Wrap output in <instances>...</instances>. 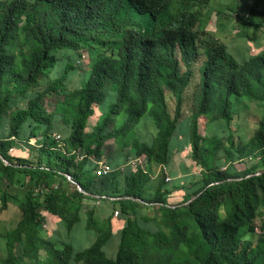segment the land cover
<instances>
[{"label":"trees","instance_id":"16d2710c","mask_svg":"<svg viewBox=\"0 0 264 264\" xmlns=\"http://www.w3.org/2000/svg\"><path fill=\"white\" fill-rule=\"evenodd\" d=\"M252 3L0 0V210L20 211L0 264H264V51L246 50L264 49V0ZM244 100L260 111L250 137L234 130ZM188 146L199 174L167 180ZM82 221L88 247L55 237Z\"/></svg>","mask_w":264,"mask_h":264},{"label":"rangeland","instance_id":"374dc122","mask_svg":"<svg viewBox=\"0 0 264 264\" xmlns=\"http://www.w3.org/2000/svg\"><path fill=\"white\" fill-rule=\"evenodd\" d=\"M242 2H244V4H246L248 6H251L253 4L252 0H242ZM216 19H217V17H216V15H214L212 18V21L207 26L208 29H212V30L217 29ZM237 33H238V29L237 30L234 29L233 31H231V34H229L228 37H231L232 39H234L236 37ZM246 50L248 51V53L257 52V51H261V50L264 51V49H254L251 43H248ZM87 58L88 57L86 56V58H85L86 61H88ZM168 101L170 103L171 109L174 110L175 109V99L170 94H168ZM191 105H192L191 101L187 102L185 105V110L190 108ZM235 109H236V111H235V115H234V119H235L234 120V123H235L234 130L237 133H243L247 137L252 136L254 134L255 129H256L255 122L258 121L259 117H260V114H259L260 111H259L257 104L255 102L244 100V101L239 102ZM185 113H186V111H185ZM98 115H99V111H96V114L93 115L90 119V125H92L93 123L96 122ZM200 130L203 133H206V131H207L206 126L204 125L203 121H201ZM59 134H60V131L54 133L56 138H59L58 137ZM180 135H181V137H183L182 133H180ZM34 140L35 139H33L32 141H34ZM24 146H26V144H24ZM20 150L19 151L14 150L13 153L15 154V151H16V153L21 154L22 151H20ZM115 150H116L115 149V143L113 141H110L104 145V149H103L104 153H108L109 151L113 152ZM23 151H26V150H23ZM128 151H130V148L127 147L125 149V153H127ZM190 151H191V147L188 146L183 152L177 151L175 153V156L173 159V166H172V170L174 171V174H172L171 172L169 173L171 179H173V178H175V176H177V177H180L182 180H184L189 176L193 177V175L199 174L200 168L196 165L194 160L189 156ZM142 161H144V159H142ZM251 161L250 160L249 161L237 160L234 164L238 169H244L251 164ZM189 179H191V178H187V180H189ZM179 199H181V197H179V196L178 197H171L170 201L176 202V201H179ZM86 204L87 205L96 204L97 205V215H99L102 219L106 218L107 215L112 211L111 208H108V207L102 209V207L104 205L99 201L87 199ZM84 215L86 216V213ZM19 218H20V211L12 203H9V206L7 209L2 210V211L0 210V233L7 231L11 227H14L16 225V223L18 222ZM120 222H122V221L119 219V220H117V222H115V225L113 224V228L115 230H113L114 232H113V236H112L111 241L109 242V244H107V246L105 248L106 252L109 255H115V253L118 249L117 245L119 244V238H120L119 232L121 230ZM52 227L53 226L50 227V225L47 224V221H46L44 228L51 231V230H53ZM54 235H55V237H58V239L61 236V238H63L64 240L74 243V245L77 249H83V248L88 247L96 237L95 233L86 227L85 221L78 223L75 226L74 230L72 232H70L69 234L67 232H63L61 234L60 233L59 234L54 233ZM5 255H6V251L4 249V242H2V240H0V258L2 256H5Z\"/></svg>","mask_w":264,"mask_h":264},{"label":"built area","instance_id":"2783aa9c","mask_svg":"<svg viewBox=\"0 0 264 264\" xmlns=\"http://www.w3.org/2000/svg\"><path fill=\"white\" fill-rule=\"evenodd\" d=\"M58 137H60V134L58 135ZM109 170H110V165L108 163L102 162V166L99 168V170H97V174L106 173ZM166 179L170 180L171 179L170 175L167 176Z\"/></svg>","mask_w":264,"mask_h":264},{"label":"water","instance_id":"95a60500","mask_svg":"<svg viewBox=\"0 0 264 264\" xmlns=\"http://www.w3.org/2000/svg\"><path fill=\"white\" fill-rule=\"evenodd\" d=\"M6 162H8L7 160H5ZM258 173H262V171L261 172H258Z\"/></svg>","mask_w":264,"mask_h":264}]
</instances>
